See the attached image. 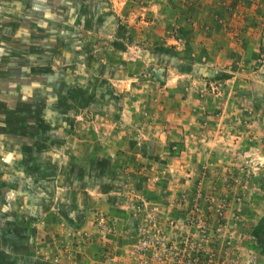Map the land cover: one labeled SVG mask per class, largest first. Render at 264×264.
<instances>
[{"label":"rangeland","instance_id":"rangeland-1","mask_svg":"<svg viewBox=\"0 0 264 264\" xmlns=\"http://www.w3.org/2000/svg\"><path fill=\"white\" fill-rule=\"evenodd\" d=\"M209 191L243 199L264 264V0H0L10 244L59 226L38 257L105 264L97 226H118L110 247L201 222Z\"/></svg>","mask_w":264,"mask_h":264},{"label":"built area","instance_id":"built-area-1","mask_svg":"<svg viewBox=\"0 0 264 264\" xmlns=\"http://www.w3.org/2000/svg\"><path fill=\"white\" fill-rule=\"evenodd\" d=\"M184 200L185 196L179 205ZM242 200L232 198L230 192L197 193L189 198L190 215L194 213L201 222L159 226L151 219L149 224H154L128 226L131 235L110 247L109 237L117 235V227L97 226L100 241L108 248L105 264H262L263 248L252 233L253 226H242L241 220L232 218L233 211H242Z\"/></svg>","mask_w":264,"mask_h":264},{"label":"crops","instance_id":"crops-1","mask_svg":"<svg viewBox=\"0 0 264 264\" xmlns=\"http://www.w3.org/2000/svg\"><path fill=\"white\" fill-rule=\"evenodd\" d=\"M25 229H29L30 234L25 237ZM59 226H19L20 240L16 244H10L8 240L7 232H11V228L8 226H0V230H3L0 234V258L3 255V263L8 264L9 259L14 264H53L50 260L40 258L37 256L40 250H43L45 246L46 238H53L54 231ZM118 227V226H116ZM3 235V237H2ZM103 245V244H102ZM84 264V260H83Z\"/></svg>","mask_w":264,"mask_h":264}]
</instances>
